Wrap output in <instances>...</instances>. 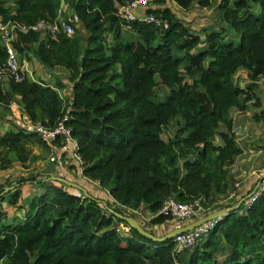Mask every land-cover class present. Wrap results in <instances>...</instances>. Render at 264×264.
<instances>
[{"label":"trees","instance_id":"16d2710c","mask_svg":"<svg viewBox=\"0 0 264 264\" xmlns=\"http://www.w3.org/2000/svg\"><path fill=\"white\" fill-rule=\"evenodd\" d=\"M122 1L0 0L2 21L54 20L65 3L79 16L86 36L79 28L57 38L17 35L22 62L38 61L66 76L55 85L28 76L0 84V121L17 101L30 120L48 126L68 115L83 161L81 166L72 157V166L82 167L80 178L100 186L94 190L81 182L95 199L58 180L47 184L34 173L12 190L0 186V264H264V191L249 210L222 218L192 250L178 251L173 239L155 242L114 213L144 208L149 221L130 215L156 234L153 226L178 223L158 214L169 196L180 202L200 199L205 214L223 207L217 199L229 195L230 168L243 153L231 111L245 110L252 99L261 103L256 90L264 76V0H221L219 26L203 33L187 26L169 6L171 0H156L150 9L169 21L167 29L122 21L116 14ZM172 1L182 10L194 1L200 7L213 4ZM126 24L136 41L122 34ZM6 58L0 41V64ZM240 70L251 80L246 87L236 81ZM67 87L72 94L64 99L59 90ZM254 120L264 124V108ZM28 144L49 146L23 127L0 133L1 168L26 163ZM61 176L78 179L65 166ZM27 183L41 191L19 205ZM5 201L25 210L20 221L9 220ZM120 223L129 230L123 232ZM221 252L226 253L222 261Z\"/></svg>","mask_w":264,"mask_h":264},{"label":"built area","instance_id":"2783aa9c","mask_svg":"<svg viewBox=\"0 0 264 264\" xmlns=\"http://www.w3.org/2000/svg\"><path fill=\"white\" fill-rule=\"evenodd\" d=\"M156 0H123L117 8V16L127 23L139 22L144 24L154 25L161 29H167L169 27V21L162 15H157L151 12L150 9L155 5ZM212 2H220L221 0H210ZM65 5H62L59 15L56 19H40L35 23H23L17 20L2 21L0 20V41L6 49L7 58L6 61L0 64V84L4 85L9 80L15 82H21L27 77V67L25 60H20L19 54L15 47V40L19 33L37 32L43 35H48L52 38H57L59 33L63 32L69 36L75 33L76 26L80 23L79 16L75 13L68 14L65 17L64 9ZM67 13V12H66ZM126 28L130 29L131 25L126 24ZM39 81V80H37ZM71 91V90H70ZM72 94V92H71ZM24 125L22 126L30 132L37 133L49 146L58 147L59 152H66L71 154L76 160L79 161L82 166V159L79 156V143L74 137L73 129L67 124L69 116L65 115L54 126H48L41 121H32L28 117L24 119ZM80 173H82V167H80ZM241 186L240 181H236L234 184V193L230 198L234 197ZM238 189V190H236ZM264 191V164L258 171V183L252 189L250 194L246 197V200L237 209L239 213H244L249 210L255 201L261 196ZM137 215H143L141 211H132ZM207 212V208L203 206L200 199H196L192 202H180L174 196L167 197L158 214L172 215L173 218L181 224H185L199 218ZM156 216V215H155ZM145 218V217H144ZM146 220L148 218H145ZM221 219H214L207 221L195 227L192 230L179 233L173 238L176 249L178 251L182 249H190L198 247L209 237L210 233L214 230L215 226ZM182 224V225H185Z\"/></svg>","mask_w":264,"mask_h":264},{"label":"rangeland","instance_id":"374dc122","mask_svg":"<svg viewBox=\"0 0 264 264\" xmlns=\"http://www.w3.org/2000/svg\"><path fill=\"white\" fill-rule=\"evenodd\" d=\"M10 3L13 4L12 2H10ZM64 5H65L64 9L67 12L66 14L67 15L71 14L72 11H71V8L69 7V5H67V3H65ZM216 6H217L216 3H213L212 6L205 7V8L199 7L198 5H194V6L192 5V7L186 11L182 10L180 8L179 9L175 8V13L187 24V26L189 28L193 29L194 31L201 33V32H203L204 29H207L210 26H214V25H216L217 27L219 26V23L217 21V20H219V16H218ZM173 11H174V9H173ZM258 11L261 12L260 7H259ZM260 12H259V14H260ZM76 28H79L81 30V33L84 36H86L88 34L87 31L84 29L81 22L78 24V26H76ZM122 34L126 38H128L129 40H132V41H136L138 39V36L135 34V32L126 28L125 26H122ZM205 46H206V44H202V45H200V48L202 49ZM27 67H28L27 73L34 74L36 80H39V81L44 80L45 82L50 83L49 77L46 76V74L43 72L44 69H42L41 67L40 68L38 67L36 69V65L34 64L33 61H32V64H29V65L27 64ZM46 69L48 70V68H45V70ZM48 71H50V69ZM57 74H59V75L54 76V78L52 79L53 84L56 82L57 79H60V78H63L66 76V74L64 73L63 70L58 71ZM67 91H68V89H66V88L62 91L63 96L65 95V92H67ZM261 92H262V102L264 103V89ZM67 93H69V92H67ZM161 93L162 92H160L159 95ZM64 99H66V96H64ZM12 106H11L12 108H10V110H8L6 112L7 116L3 120L0 121V133H3L5 131H7L8 129L15 128V126L16 127H22L24 125L23 116H21L22 117V119H21L18 111H16V113L14 115H13V112H11L13 108L17 110L15 103H13ZM169 130L171 131V129H169ZM256 134H257V132H256ZM256 134H254L255 136L250 137L249 140H251L252 142L249 141L248 144L250 142L254 143V141H256L258 139V135H256ZM260 136H262V135H260ZM164 137L167 138V133L164 135ZM245 143H247V142L245 141ZM26 148L29 150L30 158L24 164L20 163L18 161H15L13 164L10 165L9 168L2 169L1 166L3 165V163H2L1 158H0V186H3V187L5 186L6 191L12 190L13 187L17 185V182L22 180L24 177L29 176L30 175L29 173L37 174L38 180H45L47 182V184L48 183L51 184L52 183L51 180H55V179L54 178L52 179L51 176H49V175L46 176L45 174H42L41 172H44V170H45L44 168L47 166L49 167L50 164H53V163H57L58 167L61 168L58 171L54 172L55 176H61L59 173L62 170V166H65L70 171V173H72L75 177L78 178L76 182L81 183L84 181L82 178H80V175H79L80 168L78 169L77 166H75V167L72 166L73 165V163H72L73 159H72L71 154H68V153L62 152V151L59 152L60 149L58 147L54 148L52 146H48V148H45L43 145H38V144H28V145H26ZM263 154H264V151H261L258 153V149H256V152L254 154V158L257 159L258 155L260 156ZM32 157H37V158L35 160H33ZM263 162H264V160H263ZM261 167L262 166H260L259 170L261 169ZM240 178H242V175L239 176L237 180L242 181V180H240ZM232 180L233 181L231 183L232 185L230 187V192H232V189L234 187L235 177ZM83 183L86 184L87 181H84ZM89 183L91 184V187L94 188V190L100 189V186H98L99 184L94 183V181H90ZM23 187H25L24 188L25 194H24V190H22V197H21V200L19 202V205L22 203V200L25 199V195H27L26 198L29 202L32 196L36 195L37 192L41 191V190L34 189L35 187H37L38 189L40 188V185H38V184L36 185V184L27 183ZM227 196L228 195L220 196L217 199L218 204L220 203L221 205H223V207H227V206L231 205L229 203L231 201L227 200ZM3 209L8 212L10 221L18 222L24 216L25 210L20 208L18 205L17 206L9 205L7 201H5L3 203ZM140 211L143 215H137V216H139L141 218L147 217L148 218L147 221H149L151 216L148 215V212L144 208ZM127 215H130V212ZM185 223L186 222H181V224H185ZM119 227L122 228L123 232H127L129 230L128 226H125L124 224H121V223L119 224ZM156 231L159 234L165 232V230H156ZM192 249L193 248H190V250H192ZM225 254H223L219 257L221 259V261H222L223 257L225 256Z\"/></svg>","mask_w":264,"mask_h":264},{"label":"crops","instance_id":"0c3cea01","mask_svg":"<svg viewBox=\"0 0 264 264\" xmlns=\"http://www.w3.org/2000/svg\"><path fill=\"white\" fill-rule=\"evenodd\" d=\"M213 3H216V5H217L218 2L215 1ZM192 5L193 6L194 5H198V3L194 1ZM192 5H191V7H192ZM169 6L172 8V10L174 9V12H175V8L176 9L180 8L172 0L169 2ZM202 8H205V7H202ZM201 33H203V32H201ZM25 64H26V67H27V64L28 65L32 64V61L25 60ZM34 64L36 65V69L38 67L39 68L41 67L42 69H44L43 72L46 74V76L49 77L50 84L55 85L56 82L53 84V80L52 79L54 78V76H58L59 75V74H57V72L61 71V69L60 68H55V69H50V71H48L49 69L45 70V67H43L39 62L35 61ZM27 76H28L29 79L37 81L34 74L27 73ZM235 78H236V81L240 84L241 87H246V85L251 82V80L248 77V73H247L246 70L238 71L237 74L235 75ZM257 83H258V88L256 90V94H257V97L260 98V102H261L260 105H256V100L252 99V100H250L247 103V108L245 110L233 109L231 111V117L234 120L233 132L236 134L237 140L239 141V143L241 144V146L243 148L242 155L237 158L235 163L232 164V166L230 168L233 178L235 177V182L239 181L237 179H238L239 176L242 175V178H240V180H242V181H240L241 182V186H240L239 190L236 189V190H238L236 195H234V197L230 198L231 195L234 193V188H233L232 192H230L229 195L227 196V200L231 201V202H229L231 205H234V204L238 203L241 199L246 198L250 194L252 189L258 183V171H259V168H260V166H263V164H264V162H263L264 154L260 155V156L258 155L257 159L254 158V154L256 152V149H258V153L261 152V151H264L263 150L264 149V124L261 123V122L257 123L254 120L255 114L259 113L264 108V103L262 102V92H261L264 89V76H260ZM4 85H6V83H4ZM66 89H68L67 92H69V93L65 92L64 96H66V98H68V97L71 96V91H70L69 87H67ZM63 90H61V89L59 90L62 98H64V96L62 94ZM14 103H15V105L17 107V110L14 109V108L12 109L11 112H13V115L16 113V111H18L20 117L23 116V119L25 117H27V115L23 112L22 105L18 101L14 102ZM21 119H22V117H21ZM256 132H257V134H256ZM254 134L258 135V139L256 141H254V143H251L252 141L249 140V139H250V137L255 136ZM260 135H262V136H260ZM245 141L247 143H245ZM249 141H251V142L248 144ZM50 167H51L50 169H49L48 166L45 167L44 168L45 169L44 172H41V173L45 174L46 176L49 175L53 179V177H56L54 172L58 171L61 168L58 167V165L57 166L53 165V167L50 165ZM79 168H80V166H79ZM61 171L59 173L60 175H61ZM82 179L83 180L86 179L87 182L88 181L89 182L92 181V180L87 179L85 177H82ZM94 183L98 184L97 182H94ZM24 188L25 187H22L21 190H24ZM34 189L41 190L40 188L38 189L37 187H35ZM39 192H37V193H39ZM24 194H25V190H24ZM26 196L27 195H25V199L24 200L27 203L28 200H27ZM231 205H229V206H231ZM181 225L182 224H180V223H175V224H170V223L168 224L167 223L166 225H162V226H153V230L158 236H162V235L170 232L171 230H173V229H175V228H177V227H179ZM156 230H165V232L159 234ZM223 254H225V253L221 252L218 255V257H217L220 261H221V259L219 257L221 255H223ZM225 257H226V254H225V256L223 257L222 260H224ZM1 264H9V263H8L7 260H5Z\"/></svg>","mask_w":264,"mask_h":264},{"label":"water","instance_id":"95a60500","mask_svg":"<svg viewBox=\"0 0 264 264\" xmlns=\"http://www.w3.org/2000/svg\"><path fill=\"white\" fill-rule=\"evenodd\" d=\"M55 180H58L60 182L65 183L68 186L74 187L79 189L80 191H82L84 193V195L89 196L93 199H95L94 196H92L91 194H89V192L87 191V189L79 182L67 179L65 177L62 176H56L53 177ZM246 200V198L241 199L238 203L231 205V206H227V207H222L216 210H213L185 225H181L173 230H171L170 232L162 235V236H158L154 233H152L151 231L147 230L139 221L138 218H136L135 216L132 215H127V214H122L119 212H114L118 217L124 219L127 221V223L129 224L130 228L136 229L140 234L144 235L145 237L155 241V242H163L169 239H173L175 237V235L179 234V233H183L189 230L194 229L195 227L206 223L207 221L210 220H214V219H222L226 216H228L231 212L237 211V209L239 208V206ZM98 201H101L103 204L106 205V201H102L100 199H98ZM113 211V210H112Z\"/></svg>","mask_w":264,"mask_h":264}]
</instances>
